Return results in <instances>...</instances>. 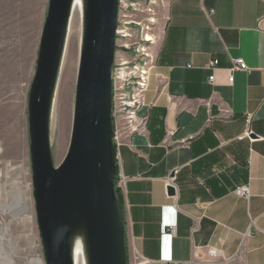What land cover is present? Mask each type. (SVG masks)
Listing matches in <instances>:
<instances>
[{
	"label": "crops",
	"instance_id": "obj_1",
	"mask_svg": "<svg viewBox=\"0 0 264 264\" xmlns=\"http://www.w3.org/2000/svg\"><path fill=\"white\" fill-rule=\"evenodd\" d=\"M161 7L165 22L139 111L144 127L121 130L116 144L128 257L264 264V0ZM235 60L247 70L230 85ZM176 170L170 196L166 181ZM241 187L248 199L235 194Z\"/></svg>",
	"mask_w": 264,
	"mask_h": 264
},
{
	"label": "water",
	"instance_id": "obj_2",
	"mask_svg": "<svg viewBox=\"0 0 264 264\" xmlns=\"http://www.w3.org/2000/svg\"><path fill=\"white\" fill-rule=\"evenodd\" d=\"M74 0H50L28 103L37 225L45 264H128L124 211L116 192L113 70L120 0H83V35L68 153L56 167L50 121ZM175 195L173 188L168 190Z\"/></svg>",
	"mask_w": 264,
	"mask_h": 264
},
{
	"label": "rangeland",
	"instance_id": "obj_3",
	"mask_svg": "<svg viewBox=\"0 0 264 264\" xmlns=\"http://www.w3.org/2000/svg\"><path fill=\"white\" fill-rule=\"evenodd\" d=\"M49 1L0 0V225L7 229L3 235L4 243L0 245V264H29L30 260L37 257H41L45 264L33 195L28 103ZM161 6L162 0H154L152 16L131 11L130 7L131 12L128 19H125L129 23L123 28L128 37L126 41L121 37L117 42L118 60L124 58L130 64L129 68L125 66L127 74L134 70V57L140 64L151 60L147 55L155 57L157 44L154 40L158 42L165 22ZM77 35L75 68L68 69L64 81L60 69L58 78H61V87L57 97V111L61 116L55 119L54 107L51 114L50 145L56 167L64 161L70 145L83 24L78 28ZM115 69H120L119 63H116L113 72ZM120 78H123L121 83L127 80L124 74ZM124 88L126 91L129 89L127 83ZM128 91L127 97L131 98L132 91ZM128 112L129 108L124 116ZM114 114L119 127L126 128L127 121L123 118L119 120L122 114H119L118 109ZM17 197L30 208V219L23 218L24 215L14 217L13 214L2 213L3 206L13 204ZM9 245L15 247L16 251L13 252ZM138 263L129 255L128 264Z\"/></svg>",
	"mask_w": 264,
	"mask_h": 264
},
{
	"label": "built area",
	"instance_id": "obj_4",
	"mask_svg": "<svg viewBox=\"0 0 264 264\" xmlns=\"http://www.w3.org/2000/svg\"><path fill=\"white\" fill-rule=\"evenodd\" d=\"M153 6H154V0H120V7H119V24L117 29V40L127 39L128 35L124 31V26L127 25L129 22H127L125 19H128V15L131 11L141 12L144 15H153ZM132 8V10L130 9ZM131 10V11H130ZM148 40V39H147ZM126 41V40H125ZM149 42V41H148ZM128 46H126L125 50ZM148 58L151 60H148L147 63L140 64L138 60L133 58L132 64L134 65L132 69L134 70L130 72V74H127L126 68H129V63H126V59L122 58V60H118V57H116V63L120 64V69H115L113 72V123H114V143L115 145L119 143V137L118 133L121 130H124L126 132H136L139 131L140 128L144 127V123L142 121V118L139 116V111L144 106V97L143 94L148 88L149 84V74L152 64L154 63L155 57H151V55H147ZM218 65L217 61H212L209 64L210 69H215ZM119 70V71H118ZM247 66L242 60H235L233 68L230 70V78H229V84L232 85L234 83V76L233 74L237 71H246ZM126 75L127 80L123 81L122 83L120 81L123 80V78H120L122 75ZM125 79V78H124ZM119 80V83H118ZM215 81V77L211 76L209 78L210 84H213ZM127 83V86L132 91V97H127V90L124 88V84ZM119 84V86H118ZM122 84V85H121ZM121 85V86H120ZM129 92V91H128ZM120 107V108H119ZM129 108V112L126 115V109ZM119 110V114H122V116L119 117L120 119H125L124 121H127V127L120 128L119 122L115 119L114 111ZM251 117H248V123L251 122ZM118 122V124H117ZM136 123H140V128L138 126H135ZM246 137H251L252 132L248 131L245 135ZM177 170L173 172V174L167 179L166 181V187L168 190L170 188H173L175 191V184H174V178L177 174ZM124 182V177L122 175L118 174V181L116 183V188L120 189L122 186V183ZM235 194L239 197L248 199L250 197V189L249 187H241L237 188L235 191ZM172 234H175V231L172 230ZM212 256L219 257L220 254L217 252H211ZM141 264V263H138ZM171 264H192V263H181V262H172Z\"/></svg>",
	"mask_w": 264,
	"mask_h": 264
},
{
	"label": "bare ground",
	"instance_id": "obj_5",
	"mask_svg": "<svg viewBox=\"0 0 264 264\" xmlns=\"http://www.w3.org/2000/svg\"><path fill=\"white\" fill-rule=\"evenodd\" d=\"M83 23V0H74L73 8H72V15L70 18L69 28H68V37H67V45L64 52V59L62 61L61 66V78L63 77V81L65 78V75L71 67L75 68V62H76V54H77V43H78V28ZM149 40H151V37H148ZM57 82V92L55 94V100L53 103V107L55 110V119L57 120L60 118V113L58 114L57 107H59V104L57 105V97H58V91L60 90L61 84L60 80ZM63 88V87H62ZM62 91V89H61ZM60 112V111H59ZM58 145H60V142L58 141ZM30 208L27 207V204H25L24 201L21 200L20 197L15 198V201L11 205H5L2 208V213L5 214H13L14 217L24 215L23 218L30 219L28 216V212ZM32 219V218H31ZM7 227V226H6ZM5 226L0 225V245H3L4 243V233H5ZM6 244V243H5ZM4 247V246H2ZM10 249L15 252L16 248L9 245ZM8 247V248H9ZM6 252V251H5ZM7 253V252H6ZM13 261H11L12 263ZM29 264H44V261L41 257L33 258L30 260ZM74 264H87L86 263V256H85V249L82 242V239L79 238L75 242L74 246Z\"/></svg>",
	"mask_w": 264,
	"mask_h": 264
},
{
	"label": "trees",
	"instance_id": "obj_6",
	"mask_svg": "<svg viewBox=\"0 0 264 264\" xmlns=\"http://www.w3.org/2000/svg\"><path fill=\"white\" fill-rule=\"evenodd\" d=\"M116 192H117L118 199L121 202V205H123L122 204V197H121V194H120V190L118 188H116Z\"/></svg>",
	"mask_w": 264,
	"mask_h": 264
}]
</instances>
